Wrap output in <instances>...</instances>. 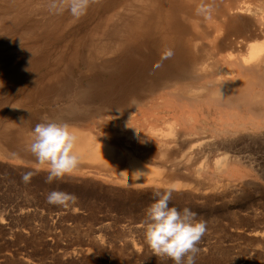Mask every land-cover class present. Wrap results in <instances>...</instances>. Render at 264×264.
<instances>
[{
  "label": "rangeland",
  "instance_id": "374dc122",
  "mask_svg": "<svg viewBox=\"0 0 264 264\" xmlns=\"http://www.w3.org/2000/svg\"><path fill=\"white\" fill-rule=\"evenodd\" d=\"M23 5L19 16L24 18V26L7 28L0 34V264H174L171 259L153 254L145 243L143 225L145 211L156 199L154 193L169 187L173 190L170 207L178 210L187 207L197 213V220L206 222L207 230L199 242L195 264H264V132L259 133L260 137L249 129H241L231 137L226 136L227 139L233 137L232 143L229 139L223 146L222 141L218 143V137L214 139L213 136L216 127L221 126L220 122L209 124L212 127L202 125L203 128L196 124L198 129L193 131L194 120L191 122V118L194 112L197 111L198 115L200 110L191 105L194 112L191 107L187 108L189 113L186 107L185 111L182 109L181 118H190V127H183L179 120L171 117L172 111L168 109L176 97L170 96L174 98L170 100L166 97L169 101L163 99L166 104H161L168 107L164 106L165 110L162 105V112H156L165 115V118H162L163 121L153 120L156 126L164 129L172 119L175 127L188 135V138L182 135L180 141L181 137L164 136V139L174 138L171 144L175 141L180 143H176L180 148L175 146L169 156L175 157L174 160L184 156L187 159H180L181 162L169 156L166 159L153 149L142 160L160 168V171L155 168L157 173L151 175L156 182L153 180V185L147 183L146 186V183L133 180L132 175L126 177L123 171L128 167V151L124 147L128 139H137L139 129L123 123H120L123 127L115 125L112 118L119 113L116 110L78 111L75 90L68 93L69 97H59L58 93L46 94L33 89L35 79L39 77L35 68L43 65L46 69L50 68L59 59L58 55L65 45L74 44L80 34L85 33L86 29L81 31L78 23L89 20L91 16L86 14L82 20L72 21L63 29L64 24L59 22L64 20L67 23L73 18L68 16L69 11L53 14L49 11V0H28ZM27 26H30L29 30H24ZM207 96L210 94L207 93ZM72 108L74 110L70 112ZM46 121L77 126L75 130L78 134H92L102 143L114 146L113 149L123 155L121 165L108 167L82 159L79 172L46 183L47 171L28 150L35 125ZM94 123L99 124L95 126ZM126 132L130 133V138L122 140L127 138ZM243 137L249 140L243 141ZM116 138L125 141V144L120 141L122 145ZM202 140L213 144L206 145L205 141L202 145L206 146L207 152L204 150L201 155L197 153L199 156L192 155V151L197 150L196 144ZM118 145L120 149H117ZM234 148L237 153H234ZM239 150L243 152L241 155ZM187 152L188 157L196 159L193 160V157L189 161ZM224 154V160L218 162L217 158ZM151 158L160 160L154 162ZM163 159L172 160L171 169L167 167L169 161ZM182 160L188 164H181ZM233 164L238 166L237 170ZM172 168L178 169L174 171ZM115 171L117 174H114ZM27 172L33 175L30 182L24 183L21 178ZM107 172L111 174L108 176ZM134 183L139 186H134ZM53 190L74 194L76 203L68 208L49 204L47 195Z\"/></svg>",
  "mask_w": 264,
  "mask_h": 264
},
{
  "label": "bare ground",
  "instance_id": "6f19581e",
  "mask_svg": "<svg viewBox=\"0 0 264 264\" xmlns=\"http://www.w3.org/2000/svg\"><path fill=\"white\" fill-rule=\"evenodd\" d=\"M24 1L27 3L28 0H0V34L7 28L24 26V18L19 16ZM204 2L213 6L210 18L207 14H197L196 9L201 0H97L87 10L86 14L91 18L78 23L81 31L86 29L84 34H80L78 41L70 46L65 45L64 50L62 49L58 55L59 59L54 61L50 68L46 69L45 65L35 68L37 71L35 74L39 77H36L33 89L37 92L53 95L58 93L61 97L68 96L70 91L75 90L74 100L79 105L78 111L116 110L122 116L116 114L112 118V121L116 122L115 125L120 126V123L134 125L140 130L135 141L128 139L130 138L128 132L127 138L122 139H128V146H123L128 151L126 155L128 167L126 171L123 169V172L126 177L132 175L135 178L133 180L146 183V186L154 180L152 173L157 172L154 171L156 167L154 168L153 164L152 166L145 163L142 158L156 149L167 159L173 148L180 144L176 141L171 144L172 139L181 137L178 139L180 141L187 135L175 127L172 119L168 120L166 127L160 125L165 127L164 129L156 126L157 119L165 118V115L160 114L161 106L172 97L176 98H172L175 101L171 108L166 105L163 107H168L172 111L171 117L179 120L183 127L190 125V118L189 120L181 118L184 113L182 109L185 107V110L190 107L192 111L194 107L200 110L198 115L197 111H193L194 117L190 115L191 122L194 120L191 126L193 131L198 129L196 124L205 126L220 122L221 126L216 127L213 136L214 139L218 137L220 142L216 141L220 144L222 141L223 146H226L224 144L229 139L232 143L233 137L227 139L226 136L231 137L241 129H249L255 135L264 132V0H204ZM68 16L72 17L71 14ZM72 21L76 23L78 20L72 18L67 23L64 20L59 23L64 24L65 29ZM29 28L30 26H27L24 30ZM166 50L172 52L170 57L164 55ZM207 93L210 96L206 97ZM166 97L169 100L165 99ZM69 103L71 105L70 101ZM188 104L189 107L186 106ZM75 127L72 125L71 128L75 130L77 126ZM120 134L123 135L122 132ZM77 135L79 139L76 150L81 160L108 167L121 165L123 155L121 151H115L114 146L102 143L92 134ZM167 135L174 138L164 139ZM116 139L119 141V138ZM246 140L245 138L243 141ZM120 141L119 143L122 142ZM202 141L196 144L197 150L195 148H193L195 151L190 150L192 155L206 150V146L203 145L213 144L211 141L207 144L206 140L203 144L205 141ZM216 141L214 140V143ZM124 142L122 143L125 144ZM242 151L239 155L243 153ZM225 155L218 157L217 161L224 160ZM186 156L188 157V152ZM193 157L189 156L188 160ZM184 158L175 160L181 162L180 159ZM166 159L163 160L169 161L167 167L170 168V163L173 162ZM182 162L181 164L186 163L183 160ZM165 164L163 165L166 167ZM157 169L160 171V168L157 167L155 170ZM89 170L91 172V169ZM103 172L105 174V171ZM114 174H117L116 171ZM161 178L163 176L160 180ZM169 182L171 184V181ZM178 182L173 185H177Z\"/></svg>",
  "mask_w": 264,
  "mask_h": 264
},
{
  "label": "clouds",
  "instance_id": "9594fccd",
  "mask_svg": "<svg viewBox=\"0 0 264 264\" xmlns=\"http://www.w3.org/2000/svg\"><path fill=\"white\" fill-rule=\"evenodd\" d=\"M95 2L97 0H49L48 6L53 14L69 11L74 20H79ZM212 10V4L201 0L196 12L198 15L207 14L210 18ZM164 55L170 57L172 52L166 50ZM78 139L75 130L67 123L46 121L35 125L28 150L47 171L46 183L62 180L78 170L81 163L76 150ZM32 175V172H27L21 179L28 183ZM172 191L169 187L154 193L156 199L147 207L143 221L145 243L157 257L171 259L174 264H195L198 245L207 225L205 221L197 220V213L187 207L183 210L170 207ZM76 201L74 194L64 191L53 190L47 195L49 204L64 208Z\"/></svg>",
  "mask_w": 264,
  "mask_h": 264
}]
</instances>
